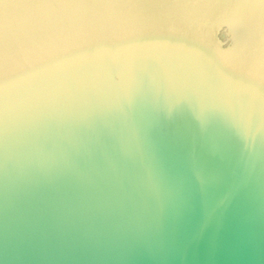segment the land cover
Wrapping results in <instances>:
<instances>
[{
    "label": "water",
    "instance_id": "obj_1",
    "mask_svg": "<svg viewBox=\"0 0 264 264\" xmlns=\"http://www.w3.org/2000/svg\"><path fill=\"white\" fill-rule=\"evenodd\" d=\"M0 264H264V0H0Z\"/></svg>",
    "mask_w": 264,
    "mask_h": 264
},
{
    "label": "clouds",
    "instance_id": "obj_2",
    "mask_svg": "<svg viewBox=\"0 0 264 264\" xmlns=\"http://www.w3.org/2000/svg\"><path fill=\"white\" fill-rule=\"evenodd\" d=\"M240 7L241 6H239V5L236 6L233 9V11L228 15V19H229V22L231 24H234L236 26L242 27L243 26V21H242V17L240 15V11H239ZM232 51H233L232 49H227V50H224L223 54L225 56H227V55H230Z\"/></svg>",
    "mask_w": 264,
    "mask_h": 264
}]
</instances>
